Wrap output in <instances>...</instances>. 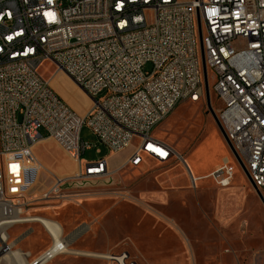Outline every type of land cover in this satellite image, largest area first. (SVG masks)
I'll list each match as a JSON object with an SVG mask.
<instances>
[{
    "label": "built area",
    "instance_id": "obj_1",
    "mask_svg": "<svg viewBox=\"0 0 264 264\" xmlns=\"http://www.w3.org/2000/svg\"><path fill=\"white\" fill-rule=\"evenodd\" d=\"M203 57L219 122L264 197V0H0V255L13 250L9 229L29 220V184L45 169L35 154L41 130L78 165L72 176L46 171L44 202H73L88 188L70 185L111 176L105 159L82 163L93 148L81 137L86 125L114 154L138 141L126 168L168 162L177 152L152 132L182 101L204 98ZM46 63L91 99L85 117L40 74ZM234 174L225 164L210 177L225 189ZM41 224L52 245L30 264L81 255L71 251L80 237L57 243ZM83 253L136 264L127 253Z\"/></svg>",
    "mask_w": 264,
    "mask_h": 264
},
{
    "label": "rangeland",
    "instance_id": "obj_2",
    "mask_svg": "<svg viewBox=\"0 0 264 264\" xmlns=\"http://www.w3.org/2000/svg\"><path fill=\"white\" fill-rule=\"evenodd\" d=\"M152 70L149 64L146 71ZM40 74L50 80L55 92L78 115L75 104L81 97L77 92L87 97V113L90 111V98L64 73H56L46 63ZM209 92L212 108L218 114L221 103L212 83ZM40 133L44 138L47 135L45 130ZM152 133L178 156L168 162L152 159L141 167L126 168L123 165L138 141L113 154L84 126L81 137L93 148L82 156V163H94L110 156V167L118 169L111 170V176L106 179L109 181H98L73 202H44L42 194L52 183L47 170L54 176H72L77 171L76 162L69 161L67 153L53 138L36 148L45 169L39 172L29 192L31 204L27 214L58 222L64 236H70V243L71 235L82 230L72 247L76 250L71 249L81 255L63 257L53 264H106L83 252L115 256L127 253L136 264H261L264 206L209 113L205 90L199 102L179 103ZM224 163L235 168L230 187L220 188L209 176L195 178L197 183L191 184L192 176L213 172L215 166ZM30 227L34 232L17 244L16 250L37 254L51 245V238L40 225L15 227L9 234L13 242ZM85 228L87 232L82 236Z\"/></svg>",
    "mask_w": 264,
    "mask_h": 264
},
{
    "label": "crops",
    "instance_id": "obj_3",
    "mask_svg": "<svg viewBox=\"0 0 264 264\" xmlns=\"http://www.w3.org/2000/svg\"><path fill=\"white\" fill-rule=\"evenodd\" d=\"M77 92V91H76ZM79 95H80V97H81V101L80 102H78L77 104H75V106L77 107V109L79 110V112H80V116L81 117H84V116H86L87 115V97L85 98V96H83L81 93H79V92H77ZM84 93V92H83ZM85 94V93H84ZM90 101H91V99H90ZM92 102V101H91ZM83 104H85V105H83ZM46 137H47V135H46ZM45 137V139H43V140H40L39 142H38V144H37V146H36V148L40 145V144H46L45 143V141L48 139V138H46ZM36 148H35V154H36ZM59 148V147H58ZM60 149V148H59ZM61 150V149H60ZM114 154V153H113ZM65 155H66V153H65ZM36 156H37V154H36ZM67 157H68V159H69V161H71L72 163H75V161H73L71 158H70V156L67 154L66 155ZM110 157V156H109ZM109 157L108 158H105V160H109ZM37 158H38V156H37ZM39 159V158H38ZM39 161H40V159H39ZM108 164H109V162H108ZM226 163H224L223 165H225ZM124 166V165H123ZM76 167H78V165L76 164ZM109 168H110V170H112V171H116L118 168H111L110 167V164H109ZM220 168V166L218 165V166H215V169H213V172L211 171L210 173H208V174H203V175H200L199 177H194V176H192V178L190 179V182H191V184H192V179L194 178H196V179H204V178H206V177H208V176H211V174H213L216 170H218ZM209 178V177H208ZM25 217L26 218H28V219H30L31 217H33V215H29V214H27V211H26V214H25ZM37 217H40V216H37ZM42 218V217H41ZM51 219V218H50ZM32 225V224H36V225H40V229H42L50 238H51V236L49 235V233L46 231V229L44 228V226L40 223V222H26V223H23V224H19V225H15L14 226V228L12 227V229H9V231L10 230H13V229H15V227L17 228V227H22V226H24V225ZM9 231H8V235H9V237H10V239L8 240V244H14V247H13V249L14 250H16V245L20 242V241H22L23 239H25L27 236H29L30 234H32L33 232H34V229H32L31 227L29 228V229H27L26 230V232L23 234V236H21L20 238H18L17 240H15V241H11V236H10V234H9ZM69 236V235H68ZM84 236V235H83ZM18 241V242H17ZM77 242V241H76ZM75 242V243H76ZM74 243V244H75ZM73 244V245H74ZM51 245H52V239H51ZM51 245H49L45 250H43L42 252H40V253H37V254H33L32 253V251H30V252H25V251H22V250H20L21 252H22V256H21V258H17L18 260H16L17 261V263L19 262V263H22V261H23V263L24 262H26V264H30V263H32L35 259H37L38 257H40L42 254H44L50 247H51ZM73 245H72V247H73ZM72 247H71V249H72ZM72 250H76V249H72ZM17 251H19V250H17ZM19 251V252H20ZM79 251V250H78ZM24 254H29V257H24ZM1 256V255H0ZM78 255H73V254H68V255H63V256H59L58 258H56L55 260H53L52 262H50V263H48V264H53L54 262H56L57 260H59V259H61V258H63V257H77ZM79 257H81V256H79ZM1 263V262H0Z\"/></svg>",
    "mask_w": 264,
    "mask_h": 264
},
{
    "label": "water",
    "instance_id": "obj_4",
    "mask_svg": "<svg viewBox=\"0 0 264 264\" xmlns=\"http://www.w3.org/2000/svg\"><path fill=\"white\" fill-rule=\"evenodd\" d=\"M200 44H201V47H202V39L200 37ZM203 74H204V89H205V99H206V103H207V106H208V110H209V113L212 115V117L214 118L217 126L219 127L220 131L222 132L229 148L231 149L234 157L236 158V160L238 161L239 165L241 166V168L244 170L249 182L251 183L253 189L255 190L257 196L259 197L260 201L262 202L263 206H264V197L262 195V193L258 190V188L255 186L254 182L252 181L251 177L249 176V173L246 169V166L245 164L242 162V160L240 159L239 155L237 154V152L235 151L233 145L231 144V142L228 140L220 122H219V119H218V116L217 114L215 113L214 109L212 108V105H211V101H210V92H209V83H208V73H207V68H206V63H205V60H204V57H203ZM34 179V177L31 178V181ZM101 181H109V180H101ZM98 181H95V182H88V183H83V184H72L69 186V188H74V187H80V188H83V187H91L93 186L94 184H96Z\"/></svg>",
    "mask_w": 264,
    "mask_h": 264
},
{
    "label": "bare ground",
    "instance_id": "obj_5",
    "mask_svg": "<svg viewBox=\"0 0 264 264\" xmlns=\"http://www.w3.org/2000/svg\"><path fill=\"white\" fill-rule=\"evenodd\" d=\"M62 73V72H61ZM74 84V83H73ZM75 86H76V84H75ZM78 87V86H77ZM79 88V87H78ZM80 89V88H79ZM42 166V165H41ZM40 166V170L43 168V166L41 167ZM39 169V168H38ZM39 170V171H40ZM210 177V176H209ZM37 181H34V182H31L30 184H29V190H31L33 187H34V185H35V183H36ZM28 222H42L52 233H53V236H54V238H55V240L57 241V243H60V236L61 235H63V232H62V228H61V225L58 223V222H56L55 220H53V219H50V218H45V217H37V216H34V217H31L29 220H28ZM5 229L6 228H4V230H3V234L5 233ZM12 229V228H11ZM87 230V228H85V229H83V231H86ZM81 233H82V230L81 231H78V232H76L74 235H71L72 236V240H74V239H76L78 236H80L81 235ZM8 234V233H7ZM6 235V234H5ZM10 239V237H9V235H6V240H9ZM18 242V241H17ZM21 242V241H20ZM19 242V243H20ZM18 243V244H19ZM15 244V243H14ZM14 244H9L10 245V247H14ZM17 246V245H16ZM23 254H22V252L20 251H17V250H11V252L10 253H8V254H4V255H1L0 256V262H5V264H26V262H24L23 263V261H22V263H17V261L16 260H18L17 258H21V256H22Z\"/></svg>",
    "mask_w": 264,
    "mask_h": 264
},
{
    "label": "snow or ice",
    "instance_id": "obj_6",
    "mask_svg": "<svg viewBox=\"0 0 264 264\" xmlns=\"http://www.w3.org/2000/svg\"><path fill=\"white\" fill-rule=\"evenodd\" d=\"M49 2L51 3V0H49ZM46 15L51 19V20H54L55 19V16L53 13L49 12V13H46Z\"/></svg>",
    "mask_w": 264,
    "mask_h": 264
}]
</instances>
